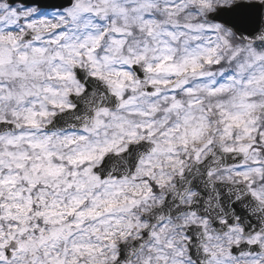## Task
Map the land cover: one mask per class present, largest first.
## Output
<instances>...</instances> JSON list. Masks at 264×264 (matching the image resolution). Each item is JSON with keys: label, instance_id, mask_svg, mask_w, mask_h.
Instances as JSON below:
<instances>
[{"label": "snow or ice", "instance_id": "snow-or-ice-1", "mask_svg": "<svg viewBox=\"0 0 264 264\" xmlns=\"http://www.w3.org/2000/svg\"><path fill=\"white\" fill-rule=\"evenodd\" d=\"M0 264H264V0H0Z\"/></svg>", "mask_w": 264, "mask_h": 264}]
</instances>
